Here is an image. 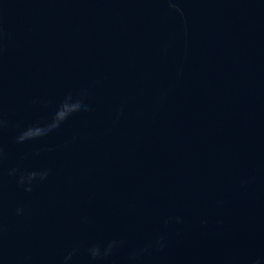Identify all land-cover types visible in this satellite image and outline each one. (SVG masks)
I'll return each instance as SVG.
<instances>
[{"label": "water", "instance_id": "obj_1", "mask_svg": "<svg viewBox=\"0 0 264 264\" xmlns=\"http://www.w3.org/2000/svg\"><path fill=\"white\" fill-rule=\"evenodd\" d=\"M0 264H264V0H0Z\"/></svg>", "mask_w": 264, "mask_h": 264}]
</instances>
